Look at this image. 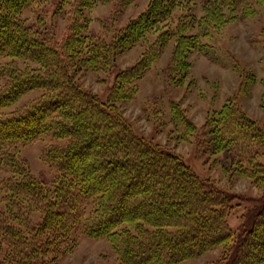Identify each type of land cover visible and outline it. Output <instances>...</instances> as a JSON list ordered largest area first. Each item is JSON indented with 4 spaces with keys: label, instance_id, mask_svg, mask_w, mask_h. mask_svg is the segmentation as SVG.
I'll return each instance as SVG.
<instances>
[{
    "label": "trees",
    "instance_id": "1",
    "mask_svg": "<svg viewBox=\"0 0 264 264\" xmlns=\"http://www.w3.org/2000/svg\"><path fill=\"white\" fill-rule=\"evenodd\" d=\"M100 1L0 0V170L8 173L0 177V264H56L80 237L106 238L121 264H176L218 246V264H264V122L232 98L198 126L169 100L174 131L202 135L226 174L263 188L248 222L233 227L235 196L138 134L118 105L133 98L171 40L165 91L187 81L194 50L218 62L207 41L263 0H149L120 27L103 20L95 32L87 11ZM131 2L115 0L114 9ZM56 16L65 20L60 34ZM133 47L140 56L118 68L116 58ZM18 58L37 66L21 68ZM106 68L113 81L102 99L77 74ZM35 141H44L50 176L32 173L21 157Z\"/></svg>",
    "mask_w": 264,
    "mask_h": 264
},
{
    "label": "rangeland",
    "instance_id": "2",
    "mask_svg": "<svg viewBox=\"0 0 264 264\" xmlns=\"http://www.w3.org/2000/svg\"><path fill=\"white\" fill-rule=\"evenodd\" d=\"M115 0H103L87 11L90 18L89 28L95 32L103 31V20L120 27L131 17L141 12L149 0H132L122 7L114 9ZM199 7V6H198ZM115 11V12H114ZM200 8L197 14L200 15ZM24 16L33 17L31 10ZM58 26L60 34L65 20L56 16L51 19ZM112 21V22H111ZM111 33H108L109 36ZM154 34H152L153 36ZM106 36V38H107ZM207 41V40H204ZM217 51L219 63L194 50L188 56L191 68L187 81L191 80L188 89L187 81L180 87H171L165 91L163 72L173 50L174 41L166 45L160 59L143 75L138 82V90L133 98L119 103L124 117L138 133L179 153L201 178L211 179L218 186L235 196L237 204L228 216L231 226L248 222L256 210L263 192L247 177L226 174L218 161V155L208 153L202 143V135L181 136L172 129L169 123V100L179 102L186 110L189 119L201 126L215 109L227 99H236L243 110L253 118L264 122V0L255 5V12L247 17L223 24L216 35L207 41ZM141 47H133L116 58L118 68L132 64L141 54ZM223 53L231 55L227 58ZM21 68L36 67L37 63L18 58ZM77 77L83 86L102 99L107 96L113 81L111 68L102 70L83 69ZM243 79V82H242ZM3 80H0V86ZM242 87V88H240ZM244 87V89H243ZM40 92L24 96L20 103H25ZM162 111L161 117L159 116ZM157 113L158 116H157ZM44 141H35L21 148V157L29 170L38 174L44 172L50 176L51 171L41 157ZM8 173L0 170V177ZM258 201H257V200ZM245 217L242 218L241 215ZM223 246L209 250L196 258H190L176 264H218L222 257ZM56 264H121L110 242L106 238L91 239L80 237L74 249L60 258Z\"/></svg>",
    "mask_w": 264,
    "mask_h": 264
}]
</instances>
